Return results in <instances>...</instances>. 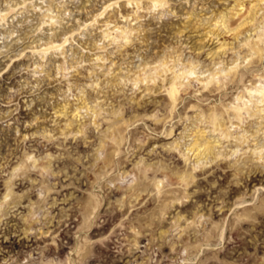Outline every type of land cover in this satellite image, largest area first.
Instances as JSON below:
<instances>
[{
    "label": "rangeland",
    "instance_id": "374dc122",
    "mask_svg": "<svg viewBox=\"0 0 264 264\" xmlns=\"http://www.w3.org/2000/svg\"><path fill=\"white\" fill-rule=\"evenodd\" d=\"M141 1L134 14L122 0H0V264H264V119L232 111L264 87V2L250 17L243 0H169L163 16ZM105 20L145 31L120 52ZM65 36L64 55L39 53ZM161 59L196 68L175 105L163 85L134 86ZM216 113L229 140L207 127ZM204 138L214 149L193 170Z\"/></svg>",
    "mask_w": 264,
    "mask_h": 264
},
{
    "label": "bare ground",
    "instance_id": "6f19581e",
    "mask_svg": "<svg viewBox=\"0 0 264 264\" xmlns=\"http://www.w3.org/2000/svg\"><path fill=\"white\" fill-rule=\"evenodd\" d=\"M122 1L128 6H134V7L136 6L137 7L136 10L133 7V10H134L133 13L134 14L138 13L139 9H141L144 6V5H142L141 0H122ZM248 1L249 2L252 1V2L249 3L251 5H250V7L248 5V8H247V6L244 4V2H248ZM263 2H264V0H243V2L238 3L234 9L237 11V14H239V15L242 14L244 11H246V14L248 12V16H250L249 13L252 15L253 12L255 11L256 12L255 16H256L260 12V10H258V8L256 6L259 3H263ZM118 4H119V2H115V3H112V1L106 2L102 11L93 16V19L91 20L90 24H99L102 21L101 19H103V15L109 14L111 12L110 11L111 7L118 5ZM146 4L148 5V7L147 8L144 7L143 9L150 10L151 12H152V10L153 11H160L159 14H161L163 16L164 15L163 10H165L166 6L169 4V0H148V2ZM235 10H233V11H235ZM49 14L50 13H48L46 16L48 17ZM193 14L191 13L192 17H193ZM122 17L124 19H126V21H128L130 18V14L129 15H125V14L123 15L122 14ZM196 17L198 18L199 16L197 15ZM225 17H226V15H221L220 19L222 21H224ZM50 19H52V17ZM136 19H138V18H136ZM133 20H135V17ZM202 20H203V18H202ZM213 21H215V20H213ZM112 22H113L112 20H105L104 21L103 26H105L106 28L103 30V36L105 38L109 39V41L111 42L112 45L113 44L117 45V48L120 52L124 51V49L127 48L129 45H132L133 42L131 41V38L133 36H136L137 34L141 35L142 32L145 31V30H142V28H134V27L129 28L126 26H121V25H119V23H116L115 25H111ZM250 22H254V21H249L247 23L249 24ZM55 23H56V20H55V22L52 21V23H50V24L55 25ZM218 23H219V20L216 22V25L214 26L215 28H218ZM245 26H246V24H245ZM228 29H229V27H228ZM115 32L118 33V35L115 36L114 35ZM217 32H218V30L214 29V30H210L208 32V34H212V35L218 37L220 34ZM74 33H75V29L72 30V32H70L71 36ZM71 36L70 37L65 36L64 38L60 39L58 42H57V40H56V42L53 40L46 42L43 45L42 49H40L39 53H41V55L43 57H45L50 52L61 51V53L64 55L66 47L71 45V44H69ZM120 38H122V42L119 43ZM247 45H248V43H247ZM257 45H258V43H255V45H252L253 51L255 50L256 51L255 53H261L263 50L260 48L257 49L256 48ZM104 47H107V46H104ZM221 47H223V46H221ZM125 51H127V50H125ZM107 59H108V56H107ZM96 60H98L100 62L102 61V63L104 62V64H105L106 58L104 59V56L102 57L101 55H97ZM116 64L117 63L114 60H112L109 63V65H111V67L115 66ZM192 66L193 65L191 64V66L186 67V69L185 68L176 69V66L168 64L165 59L153 61L152 63L147 62L144 65L143 69L139 73H137V76L135 77V79H133L134 86H137V87L140 86L139 87L140 89L144 86L145 92H148V93L150 92L149 94L151 95L152 93H154V88L157 85H159V87H160V85H163L167 100L172 105H175L180 98V91H181L180 88H182L183 85H186L188 83V80H190L191 78H193V76H195L197 74V73H195L196 68H193ZM39 67H37L36 69H39ZM232 69L233 68H230V71ZM169 71L172 74V77L169 76V74H168ZM218 73H221V72H215L212 75H210L209 77L203 78L204 80H202V81H201L202 78H200L201 82L199 80L198 81L201 84L208 86L209 84L215 82L218 79ZM98 86L99 85L97 84L96 87H98ZM248 92L251 95H253V97L257 96L258 98L256 101L254 100L255 101L254 107H252L253 100L243 101L242 104L235 105V107L232 109L233 117L237 121L239 120L238 122H241L242 119L244 118V116H248V118L259 117L261 119H264V87L252 89L251 91H248ZM241 99H242V97L240 96L237 100H241ZM139 104H141V103H139ZM63 109H64V107H63ZM81 109L82 108L77 107V109H76L77 112L74 115L75 118H79V117L81 118L82 117V113L80 111ZM72 112H74V111H72ZM219 116H220V114H218V113L211 115V116H208L209 122H208L207 127L211 129V132L214 133V135H220V137H222L224 140H229V138L232 137V135L229 131V127L227 128L226 123L221 121ZM121 121L122 120H119L116 123H114L115 124V125H113L114 128L113 127L109 128V130L113 129V131H111V133L115 132V130L117 129L116 127L119 125V122H121ZM68 125L72 127L73 126L72 121H70L68 123ZM74 131L72 133H74ZM81 132H83L82 128L77 130V133L80 134ZM243 138H245V135H243ZM204 145H205L204 154H212V151L214 148H213L212 144L210 143V141H208V139H206V138H204V141L200 142V143L196 140V142L192 146V149H190V150H194L193 154L195 155V153H196V157H197V163L194 165L193 170L200 168V170L203 171L204 168L208 166L209 161L202 159L204 154L200 152V149ZM262 149L263 148H261V147H257V148H255L254 151L257 152V158L259 159V161L264 163V161H263L264 160V152H262L263 151ZM217 156H219V155H217ZM28 177H33V176L30 174H27L26 178H28ZM179 177L182 180L183 185L188 187V185L191 182H193V179H195L196 176L189 175V177L188 176H186V177L185 176H179ZM189 179L191 181H189ZM142 182H143V180H142ZM159 183H160V181H158L156 183V187L159 186ZM12 186H13V183H11V185L7 184V193L4 195L5 200H7L11 196V194L13 192ZM47 190L50 191L49 188H47ZM130 191H133V190L130 189ZM136 195H137L136 198H138L140 196V195H138V193Z\"/></svg>",
    "mask_w": 264,
    "mask_h": 264
}]
</instances>
